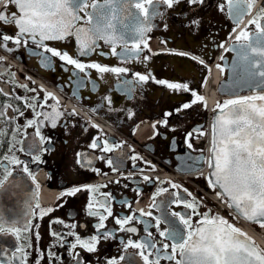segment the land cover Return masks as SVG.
I'll list each match as a JSON object with an SVG mask.
<instances>
[{
    "label": "flooded vegetation",
    "instance_id": "flooded-vegetation-1",
    "mask_svg": "<svg viewBox=\"0 0 264 264\" xmlns=\"http://www.w3.org/2000/svg\"><path fill=\"white\" fill-rule=\"evenodd\" d=\"M220 5H224L223 11ZM262 6L264 0H256L251 14L243 16V22L247 21L249 31H255V25H249L248 22ZM0 9H3V4H0ZM4 11L11 13L16 9L9 5ZM160 11L163 17L152 20L154 27L147 33L150 37L148 44L157 39L165 48H150L151 51L145 49L138 59L125 61L111 55L110 48L103 41L88 55L78 54L74 38L45 42L50 47L67 52L85 65L96 62L108 67H125L128 69L126 73L100 74L92 68L81 72L58 57L45 53L31 40L26 46H16L9 42V47L13 49L11 52L0 48V89H3V92H0V110L10 103L13 108L8 110L7 116L15 117L13 120L0 117V129H6L8 132V136L4 137V142L0 144V157L11 155L7 151V141L11 140L13 130L19 126L20 131L16 133V139L24 143H16L13 153L27 164L35 177L34 182L32 177L23 171V165H10L8 161L0 160V174L5 167L12 169V176L5 187L0 189V214L7 219H17L23 224L29 203L34 206L38 201L42 208L54 209L42 219L37 215L32 220L33 225L39 224V228H34V231L39 232L41 239L37 242L35 236H32L33 247L28 249L31 255L27 264H34L37 248L45 252L41 264H49L48 250L60 257L59 261L53 260L52 264H75L68 254L67 245L60 247L59 242L50 235V231L65 235L73 230L70 226L75 224L74 231L81 237L95 233L93 225L98 223V217L88 216L86 207L91 193L82 190L75 196L62 195L75 186H101L96 195L99 199H104L102 194H110L109 202L113 213V216L105 221L106 227L101 231H113L115 238L102 239L95 253L77 248L82 264H106L107 258L119 257L124 254L121 239H144L146 229L151 231L161 244L170 243L159 236L154 227V217L171 221L183 230V226L171 213L191 214V209L173 202L177 199L174 193L188 201L195 197L200 202V213L211 209L212 214L220 215L217 205L211 201L212 189L206 179V136L193 132L198 127L205 131L208 118L216 106L210 110L208 106L205 107L204 101L179 112L176 109L194 99L192 91L201 95L200 87L206 68L200 64L192 67L190 51L202 60H207L213 55L215 48L235 32L237 22L230 17L226 0H204L203 4L196 5L181 0V3L172 9L160 6ZM193 19L200 21L198 26L190 24ZM165 24L167 28L164 27ZM0 29L9 35L16 32L14 26L0 24ZM240 31H236L232 37L234 41ZM117 51L120 49L117 48ZM179 52L189 55L181 56L177 54ZM226 55L231 56L229 52H226ZM144 56H149L150 59L145 61ZM136 73L150 75V79L147 82H138ZM37 80L52 88L58 96L39 85ZM159 80L187 83L190 91L169 89L166 84L157 83ZM24 85L27 88L23 87ZM46 93H51L55 99H48L45 107L37 108V111L51 112L50 106L58 101L59 110L64 115L57 120L55 128L45 122L41 134L47 139L44 144H40L39 137L34 135L35 128H24L27 120L33 118V110L26 107V102L44 103ZM33 97L37 100H33ZM106 98H110L111 103ZM17 108L19 112H23L22 116L14 110ZM73 112L75 115H69ZM189 133L193 135L189 137ZM94 139L100 145L95 149L90 147ZM105 140L109 145L119 144L120 147L104 152L102 148ZM189 142L192 148L188 147ZM29 145H33L30 150ZM21 147H24L25 151H19ZM78 153L81 154L79 157ZM36 154L41 157L40 163L33 162L32 157ZM133 156L138 159L133 160ZM78 159L80 163H77ZM108 160L112 161L111 165ZM144 176H148L150 180L145 181ZM172 184L179 187L173 188ZM162 188L167 191L155 197L157 207H152L154 194ZM184 189L192 195L189 196ZM140 210L151 212L152 215L140 216ZM35 211L39 213V209ZM100 211L103 212V209ZM133 214L139 218V222L134 219L126 226L136 227L137 232L120 231L114 218ZM56 219L62 220L64 224L51 223L50 226V222ZM200 219V216L193 215V226H196ZM168 227V223L160 224V230ZM65 238L68 241L74 240L71 236L65 235ZM17 246L18 242L14 236L0 234V264H9ZM135 252V249H128L129 255ZM134 258L136 264H142L139 257ZM12 264L19 262L12 261ZM121 264H127V261H122ZM161 264L174 262L162 260Z\"/></svg>",
    "mask_w": 264,
    "mask_h": 264
},
{
    "label": "snow or ice",
    "instance_id": "snow-or-ice-1",
    "mask_svg": "<svg viewBox=\"0 0 264 264\" xmlns=\"http://www.w3.org/2000/svg\"><path fill=\"white\" fill-rule=\"evenodd\" d=\"M180 3L181 0H0V4H3V9H0V24L14 26L16 29L14 35H9L0 29V48L11 52L13 49L9 47V42L16 46H26L31 40L45 53L58 57L81 72L86 68H92L100 74L126 73L128 69L125 67H108L96 62L85 65L67 52L50 47L45 42L67 41L69 38H74L78 54L88 55L99 47L100 41H103L110 48L111 55L125 61L138 59L140 53L145 49L151 51L148 44L150 37L147 36V33L151 32L154 27L151 23L152 20L156 17H163L160 6L172 9ZM187 3L191 5L203 4L204 0H187ZM255 3L256 0H226L229 15L236 20L237 26L243 22L244 15L251 14ZM9 5L14 6L16 11L11 13L4 11ZM219 7L223 11L224 5ZM199 23L198 19L190 21L192 25L198 26ZM248 23L255 25V31H249L245 26L235 37L238 46L225 50L237 53L239 61L237 67L240 70L237 86L250 88L254 92L257 89L259 91L257 94L235 95L234 98L227 99L222 103L217 102L213 109L216 115L211 125L210 156L205 161L209 169L206 179L208 186L215 191L221 202L237 216L264 228V6ZM164 27L167 28V25L165 24ZM220 47H224V45L221 44ZM117 48L120 49L119 52ZM107 54L101 53V55ZM177 54L189 55L184 52ZM191 58L199 60L201 64L204 63L199 57L192 56ZM143 59L146 61L150 57L144 56ZM136 76L138 82H147L150 79V75L136 73ZM157 83L166 84L169 89L190 91L187 83H169L164 80H159ZM23 87L27 88L26 85ZM28 90L35 91V89ZM0 92H3V89H0ZM191 94L194 99L176 109L177 112L189 109L197 102L205 101V97L198 95L195 91H192ZM16 99L21 98L16 97ZM32 99L37 100L36 97ZM48 99L54 100L55 97L51 93H46L44 103L29 104L26 102V107L33 110V118L27 120L24 128L34 127V135L39 137L40 144H44L47 139L41 134V128L45 122H49L55 128L57 120L64 115L59 110L58 101L50 106L51 112L37 111V108L45 107ZM106 99H109V103H111L110 98ZM12 108L13 105L10 103L4 105L3 110H0V117H7L9 120L15 119V117L7 116L8 110ZM14 110L19 112L18 108ZM19 114L22 116L23 112H19ZM69 115H75V113H69ZM92 126L97 127L96 125ZM19 131L20 127L17 126L13 130L11 140L7 141V151L11 155L5 154L0 157V160L8 161L10 165H23V171L35 182V177L27 164H24L13 153L16 143L21 145L24 143L22 140L16 139V133ZM193 132L198 133L199 136L207 135L199 127ZM192 135V133L188 134L189 137ZM6 136H8L7 130L0 129V144L4 142L3 138ZM103 144L102 151L104 152H110L113 148L120 147L119 144L109 145L107 140ZM99 146L96 139L90 145L93 149ZM32 147L33 145H29V150ZM188 147L192 148L190 142ZM19 151H25L24 147H21ZM80 155L77 154L78 157ZM32 159L33 162H41V157L38 154L33 155ZM132 159L136 160L138 157L133 156ZM77 163H80L79 159ZM108 164L111 165L112 161L108 160ZM11 176L12 169L5 167L3 173L0 174V189L5 187ZM143 179L150 180L148 176H144ZM99 187L101 186L85 184L75 186L68 192L62 193L67 196H75L82 190L91 193L86 207L88 216L98 217V223L93 225L96 230L94 234L81 237L74 231L76 225L72 224L70 227L73 230L65 235L74 237V240L68 241L65 235L50 231V235L59 242L60 247L67 245L68 254L75 264H82L80 254L76 251L77 248L88 253H95L102 239L115 238L113 231H101L105 229V221L113 216V213L109 202L110 194H102L104 199L97 197L96 193H98ZM172 187L179 186L172 184ZM166 191V188L157 190L153 196L152 207H157L155 197ZM184 191L189 196L192 195L187 189ZM173 195L177 197L173 201L174 203L183 204L185 208L191 209V214L171 213L183 226V230L176 227L171 221L154 217L156 221L154 227H156L159 236L169 240L170 243L161 244L155 239L153 233L146 229V238L144 239L137 241L131 238L127 241L121 239L124 254L119 257L107 258L106 264H121L122 261H127V264H136L134 257H139L142 264H161L162 260L174 262V264H264V249H261L246 233L235 227L226 218L212 214L211 209L200 213L198 211L200 202L195 197L188 201L181 199L178 193ZM59 206L62 207V205ZM36 209H39V213L35 211ZM100 209H103V212ZM52 211L54 209L51 207L42 208L38 201L34 206L29 203L23 224L17 219H7L0 214V234H11L18 242L9 264H12V261L27 264L28 257L31 255L28 249L33 247L32 236H35L37 242L41 239L39 232L34 231V228H39V224L33 225L32 220L37 215L42 219ZM145 215L151 216L152 213L140 210V216ZM193 215L201 217L196 222V226H193L192 223ZM114 219L115 223L119 225L120 231L137 232L136 227L126 226L130 225L134 219L139 222V218L135 214ZM51 223L64 224L59 219L51 221L50 226ZM161 223H168L169 227L160 230ZM64 226L69 227L68 225ZM82 227L84 226L82 225ZM129 248L135 249L136 252L129 255ZM36 251L37 257L34 264H41L45 258V252L39 248ZM47 256L49 264H52L53 260H60L57 253L50 250L47 251Z\"/></svg>",
    "mask_w": 264,
    "mask_h": 264
},
{
    "label": "water",
    "instance_id": "water-1",
    "mask_svg": "<svg viewBox=\"0 0 264 264\" xmlns=\"http://www.w3.org/2000/svg\"><path fill=\"white\" fill-rule=\"evenodd\" d=\"M234 46H238V43L231 44L229 49ZM231 52L233 54L232 58L231 59L224 58L223 60L224 67L227 69V76L224 80L219 82L217 86V91L222 96H229V97H234L235 95H241V94H247V93L254 92L250 88L237 86V80L239 78V72H240L239 68L237 67L239 61L237 58V53L235 51H231ZM258 91L259 90L257 89L255 92H258ZM215 115H216V112L213 114L212 122H213V118ZM250 223H253V222H250Z\"/></svg>",
    "mask_w": 264,
    "mask_h": 264
},
{
    "label": "bare ground",
    "instance_id": "bare-ground-1",
    "mask_svg": "<svg viewBox=\"0 0 264 264\" xmlns=\"http://www.w3.org/2000/svg\"><path fill=\"white\" fill-rule=\"evenodd\" d=\"M244 26H245V23L241 26V28H243ZM220 73H221L220 68L213 67L210 75L208 76V78L205 80L203 84L204 97L206 100L209 101L211 106L217 104L218 100L222 98L216 90V84L218 80L220 79V76L218 74ZM248 233L250 234V236H252L255 239L256 244H258L260 248L263 249L264 248V237L261 234H258L257 232L253 231L252 229H250Z\"/></svg>",
    "mask_w": 264,
    "mask_h": 264
},
{
    "label": "rangeland",
    "instance_id": "rangeland-1",
    "mask_svg": "<svg viewBox=\"0 0 264 264\" xmlns=\"http://www.w3.org/2000/svg\"><path fill=\"white\" fill-rule=\"evenodd\" d=\"M153 45H154V42H152V46H153ZM191 65H192V67H194V68L196 67V66H195V63H194L193 61H191Z\"/></svg>",
    "mask_w": 264,
    "mask_h": 264
}]
</instances>
